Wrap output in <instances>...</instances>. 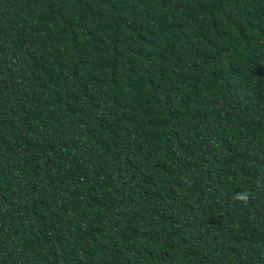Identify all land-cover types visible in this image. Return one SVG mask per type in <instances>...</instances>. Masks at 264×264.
I'll use <instances>...</instances> for the list:
<instances>
[{"label": "trees", "instance_id": "obj_1", "mask_svg": "<svg viewBox=\"0 0 264 264\" xmlns=\"http://www.w3.org/2000/svg\"><path fill=\"white\" fill-rule=\"evenodd\" d=\"M0 264H264V0H0Z\"/></svg>", "mask_w": 264, "mask_h": 264}]
</instances>
